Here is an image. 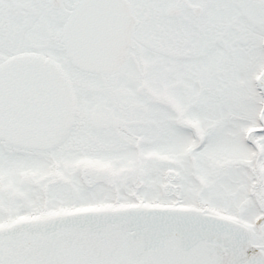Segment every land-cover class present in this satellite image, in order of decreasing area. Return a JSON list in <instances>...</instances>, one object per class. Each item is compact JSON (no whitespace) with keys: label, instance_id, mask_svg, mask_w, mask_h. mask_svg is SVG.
<instances>
[{"label":"snow or ice","instance_id":"snow-or-ice-1","mask_svg":"<svg viewBox=\"0 0 264 264\" xmlns=\"http://www.w3.org/2000/svg\"><path fill=\"white\" fill-rule=\"evenodd\" d=\"M0 264H264V0H0Z\"/></svg>","mask_w":264,"mask_h":264}]
</instances>
